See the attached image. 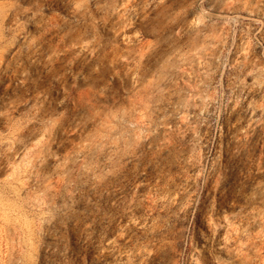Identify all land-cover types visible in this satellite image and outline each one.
<instances>
[{
  "label": "rangeland",
  "instance_id": "374dc122",
  "mask_svg": "<svg viewBox=\"0 0 264 264\" xmlns=\"http://www.w3.org/2000/svg\"><path fill=\"white\" fill-rule=\"evenodd\" d=\"M0 264H264V0H0Z\"/></svg>",
  "mask_w": 264,
  "mask_h": 264
}]
</instances>
